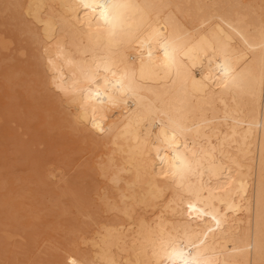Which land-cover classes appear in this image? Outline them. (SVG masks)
Masks as SVG:
<instances>
[{"label": "bare ground", "instance_id": "6f19581e", "mask_svg": "<svg viewBox=\"0 0 264 264\" xmlns=\"http://www.w3.org/2000/svg\"><path fill=\"white\" fill-rule=\"evenodd\" d=\"M8 49L29 170L85 187L57 264H264V0H0Z\"/></svg>", "mask_w": 264, "mask_h": 264}, {"label": "rangeland", "instance_id": "374dc122", "mask_svg": "<svg viewBox=\"0 0 264 264\" xmlns=\"http://www.w3.org/2000/svg\"><path fill=\"white\" fill-rule=\"evenodd\" d=\"M12 50H1L2 52H0V109H2L0 110V114L2 115L0 123H4L0 125V223L3 224V226L0 224V264H57L58 261L65 262L70 254L73 253L72 242L75 237V232L71 230V227L76 228L80 224V218L75 213V206L60 196V192L63 190L65 191L66 187H58L55 184L54 186L53 184H42L38 181L36 173L31 169L29 170L30 164H28V160H30V158L32 159L34 157L40 160L44 156L51 157L53 154L47 149L43 151L42 149L44 147L42 145H34V147L32 145L35 150L33 151L32 149V153H30V145L29 147L26 146L30 139V123L33 124L34 127H37L40 119L36 117L32 120L29 119L30 110L37 113L38 109L35 105L31 104L30 92L28 91L30 86L28 77L26 75L20 76V79L17 80L16 83H14L13 80H9L13 71L19 70L20 67H24L26 63L25 58H27L26 55L18 56L15 50ZM6 57H8V59ZM3 64L5 65L3 66ZM9 100L11 102H9ZM8 102L10 103L9 105ZM4 120L6 122L9 121L10 125ZM12 129H18L17 131L20 129V131L15 132ZM2 132L4 133L2 134ZM20 132H22L23 135H21ZM12 135L14 136L9 137ZM18 136H20L19 139L17 138ZM19 141L23 142L21 143L22 146H20L21 144ZM12 142L13 144L14 142L16 143L15 145L19 150H17V147H15L16 149L13 148L15 145L13 146ZM24 144H26L27 153H30L31 156L26 155L27 157H25L27 153L26 151L23 152L25 149L23 147ZM11 149H15L16 151ZM48 152H50V154H48ZM22 154H24V156ZM31 172H34L35 175ZM78 186L74 184L72 186L69 185L67 189L73 191L75 188V191H82V189L85 188L83 185ZM71 187L73 188L71 189ZM62 206L66 207H64V209H67L68 213H63ZM62 213L63 215H61ZM71 218L73 220H71ZM1 230L9 232L13 230V233H18L23 240L18 238V235H15L13 237L14 241L7 245V242L3 239L4 232ZM67 230L69 231L67 232ZM23 244L30 245L29 253L19 251L21 248L17 247H22L23 249L27 247ZM19 252H21V254H19ZM18 255L20 256L18 257ZM39 258L42 261H39ZM43 259L45 261H43ZM46 261L48 262L46 263Z\"/></svg>", "mask_w": 264, "mask_h": 264}, {"label": "snow or ice", "instance_id": "6c2138e0", "mask_svg": "<svg viewBox=\"0 0 264 264\" xmlns=\"http://www.w3.org/2000/svg\"><path fill=\"white\" fill-rule=\"evenodd\" d=\"M109 6H111V5H109Z\"/></svg>", "mask_w": 264, "mask_h": 264}]
</instances>
